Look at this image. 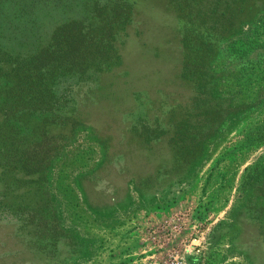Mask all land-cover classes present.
<instances>
[{
  "label": "rangeland",
  "instance_id": "rangeland-1",
  "mask_svg": "<svg viewBox=\"0 0 264 264\" xmlns=\"http://www.w3.org/2000/svg\"><path fill=\"white\" fill-rule=\"evenodd\" d=\"M131 10L108 70L27 90L0 63V264H264V181L250 180L264 166L251 142L264 95L247 98L227 41L198 92L181 76L177 11ZM62 18L2 48L25 55Z\"/></svg>",
  "mask_w": 264,
  "mask_h": 264
},
{
  "label": "trees",
  "instance_id": "trees-1",
  "mask_svg": "<svg viewBox=\"0 0 264 264\" xmlns=\"http://www.w3.org/2000/svg\"><path fill=\"white\" fill-rule=\"evenodd\" d=\"M167 1L180 19L181 76L191 80L198 92L207 93L217 76L209 61L219 55L222 42L227 41L226 66L239 67L247 98L264 95V0ZM132 5L133 0H0V63L7 64L16 77L22 70L30 82L27 90L37 80L50 79L56 73L108 70L119 58L112 44L113 33L129 21ZM42 16L64 17L45 43L38 42L25 55L2 48V38L26 37L32 27L37 31L36 19ZM243 26L247 28L239 35ZM33 37L40 40L39 35ZM251 137L254 144L264 143V118ZM258 166L250 178L254 183L257 176L259 182L264 181V166L259 171Z\"/></svg>",
  "mask_w": 264,
  "mask_h": 264
}]
</instances>
